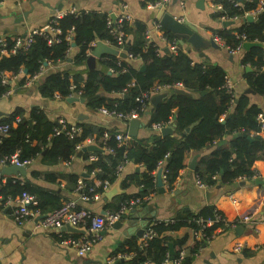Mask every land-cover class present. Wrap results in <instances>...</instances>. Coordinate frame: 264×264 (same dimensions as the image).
I'll return each mask as SVG.
<instances>
[{"label":"trees","instance_id":"1","mask_svg":"<svg viewBox=\"0 0 264 264\" xmlns=\"http://www.w3.org/2000/svg\"><path fill=\"white\" fill-rule=\"evenodd\" d=\"M259 0H213L220 4V9H215L212 16L221 19L222 16H241L240 23L236 22V33L229 30L215 32L221 38V43L228 50L235 48L241 41L240 34L246 41H258L263 46H252L249 49H241L237 60L243 67L250 66L253 71L245 72V81L255 95L264 96V10L257 12L251 21L244 19V13L257 7ZM107 14L98 12L77 10L74 13L66 12L58 19L57 27L60 30L61 39L49 44L48 33L36 34L28 49L18 48L14 53L3 54L0 51V71L16 73L20 68L26 69V74L37 72L46 61H69L78 66L85 64L88 51L93 47L89 43L93 40L108 39L114 44V39L107 27ZM238 23V24H237ZM72 29V41L68 42L64 36ZM147 26L142 21H137L134 26L124 22L123 31L126 37L125 47L131 58L120 57L117 54L105 53L99 58V66L89 69L86 75L78 72L70 73V69L50 71L45 74L39 93L44 98H53L55 93L61 97H68L72 92L70 83L75 84L74 91H80V96L95 97L87 104L93 109L100 106L115 108L120 111H128L136 108L138 115H142L140 103L135 97L145 90H149L156 84H173L181 82L184 89L190 95L168 90L169 94L156 106L151 107L149 125L155 123H167L171 120L174 126V136L161 137L153 133L148 139L129 138L119 142L114 128H107L101 124L81 121L76 123L81 128L79 134L69 136L64 130L59 134L54 132L56 123L51 121L44 110L37 106L27 112L22 107L3 117L0 123H8L6 134L0 135V158L18 151L20 160L34 159L41 155V162L54 165L59 161H68L71 155L77 152L75 146L86 138H93L98 151H84L81 155L89 158L96 156L95 160L88 163L89 176L83 180L82 190L92 195L94 192H103L104 181L113 182L117 177V165L124 162H133L143 166L141 179L138 175L126 176L121 184L126 188L134 180L140 184V191L135 194H124L120 204L130 198H145L155 191V174L162 167L164 183L171 190L184 167V156L187 151H200L207 145H213L223 136H230L227 143L216 145L207 155H201L193 170L199 182L207 188H213L218 184L229 183L236 178H247L254 174L253 162L264 158V131L258 114L264 116V109L251 101L249 93L238 96L233 91L229 92L224 84L226 71L219 65L210 62H193L189 54L181 47L176 53H159L154 41L146 42L145 31ZM167 44L174 41V36L164 31ZM6 44L1 48L9 49L12 39L5 36ZM76 47L74 55L69 56L72 46ZM164 49V47L162 48ZM136 60L139 62L137 63ZM143 65L144 69L139 67ZM108 67L113 72L107 70ZM135 80L136 85L127 87V84ZM24 83V78L19 79V84ZM7 84L0 83V96L8 89ZM127 87L128 97L117 94L123 87ZM252 95V94H251ZM20 121L15 127L12 122L16 116ZM30 120V121H29ZM69 127V124H67ZM189 128L188 131L186 129ZM240 133L241 135H236ZM245 135H242V134ZM251 136V138H248ZM151 140L149 143L148 141ZM110 149V150H108ZM95 168H97L95 170ZM93 171V177L90 175ZM36 175V172H31ZM52 172L43 173L44 179L55 181ZM71 181L76 182L75 176H70ZM98 180L96 184L94 180ZM92 189V190H90ZM23 190L34 195L36 203L34 208L45 214L58 208L63 200L55 191H48L37 185H30L20 179L8 178L6 182L0 181V194L5 197L10 194L16 196ZM145 201L141 203L144 204ZM212 207H205L198 213H187L175 218L157 220L151 223L155 235L142 245L138 238L125 239L113 252L131 255L129 258L116 259L117 264H160L169 251L168 244L173 243L174 256L178 255L185 238L172 239L165 235L167 231L178 229L183 225H189L197 229L196 219L199 217L213 218ZM174 220V221H173ZM91 224V218L84 219V228L87 230ZM220 222H214L206 228V235H212L213 229L222 226ZM81 234L72 235L76 238ZM71 237V236H70ZM204 241V240H203ZM202 242L195 241L193 251ZM116 255V256H115ZM190 255L184 257V264H189Z\"/></svg>","mask_w":264,"mask_h":264},{"label":"crops","instance_id":"2","mask_svg":"<svg viewBox=\"0 0 264 264\" xmlns=\"http://www.w3.org/2000/svg\"><path fill=\"white\" fill-rule=\"evenodd\" d=\"M152 0H3L0 4V36L11 38L25 34L28 30L46 25L50 18L58 12H67L71 8L84 11H96L99 14L119 15L120 4H126V11L131 15L130 25L134 26L137 21L146 24L150 31L151 40L164 52L163 47H167L165 39L161 38L163 32L154 27V22H158L156 17L158 8L150 6ZM238 1V0H236ZM166 10L180 20H186L196 27L197 32L206 40L213 37V33L221 30H229L236 33V22L225 25L224 21L212 16L215 8L211 0H184L181 4L179 0H169L165 4ZM23 12L27 15L23 16ZM21 16V17H20ZM20 17V19H19ZM253 17V16H252ZM246 18V17H245ZM237 23V24H238ZM167 31V30H166ZM169 32V31H168ZM102 40L104 44H106ZM97 44V43H96ZM111 46L109 44H106ZM185 50L193 62H210L221 66L226 71V76L231 80L233 92L236 96L244 93L248 88L245 79V67L239 64L237 55L230 53L223 43L219 47L206 46L201 50H196L192 45L184 41L178 44ZM113 47V46H111ZM114 48V47H113ZM76 47H71L69 56L74 55ZM107 53V52H105ZM103 53L102 55H105ZM99 58L95 60V66H99ZM138 63L139 61L136 60ZM44 72L32 83L19 84V76L10 84L11 91L7 95L0 96V120L10 114L14 108L22 107L27 112L30 108L37 106L44 110L47 117L55 122L59 118H64L69 123L81 121L101 124L107 128H114L121 133L129 135V121L125 122L117 118L102 115L98 109H93L87 104L88 101L80 102L70 100L68 96L44 98L39 93V86L42 84L44 76L50 71L70 69V73L78 72L86 75L89 68L85 64L75 66L69 61L61 60L56 63L44 62ZM109 68L107 70L109 71ZM250 71H253L251 68ZM248 71V72H250ZM167 92L169 91H162ZM161 93V92H160ZM250 94L251 101L257 103L264 109V96ZM81 97V96H75ZM167 97V96H166ZM151 104L147 106L144 113L137 118L141 125L138 127L136 135L131 139H148L153 133L159 130L153 125H149ZM15 127L16 123H12ZM175 132V131H174ZM264 135V131L261 132ZM230 136H223L220 140L214 141L213 145H207L200 151H187L184 156V167L179 171V175L174 186L169 190L165 183L163 192L155 191L147 196L144 204L132 206L120 218L121 225L107 227L100 233L91 249L84 255H79L73 246L61 244V237H72L78 233L87 235L82 226L83 233L64 230L58 232L52 228H35L34 220H27L22 224L16 223L11 216V207H0V264H117L114 257L116 249L127 238L140 236L133 231L143 226L145 228L153 221L175 218L178 215L187 213H198L201 209L209 207L205 192L216 188H202L197 184L193 170L189 169V163L197 155L195 164L201 155L209 154L212 149L220 144L227 143ZM149 143L151 140L148 141ZM90 160L77 155H71L68 161H59L54 165H47L41 162V155L32 159L25 167L26 174H6L2 171L4 166H0L1 182H6L8 178H19L30 185H37L48 191H55L60 194L61 200H76L77 207L86 210L94 215H103L105 211H114L124 194H135L140 191V184L135 180L126 188L122 187V180L128 175L137 174L139 179L144 171L143 166L128 162L122 171L117 175L115 181L111 182L103 192H96L88 200L79 198L78 185L84 178H87V166ZM254 174L245 178H236L229 183L218 184L220 187L211 198L212 208L222 213L227 221H232L243 215H249L250 220L237 222L235 225L217 226L213 229V234L204 241L196 238L193 228L183 225L175 230H170L165 235L172 239L185 238L181 248L190 255L189 264H264V158L253 162ZM97 168H95L96 170ZM31 172H36L33 175ZM54 173L55 181L50 182L44 179L43 173ZM93 177V171L90 172ZM75 176L76 182L71 181L70 176ZM96 184L98 180H94ZM118 184V189L106 196V192L112 190ZM123 193H120L121 191ZM34 196V195H33ZM35 198V197H34ZM63 200V201H64ZM36 201V200H35ZM212 225V224H211ZM80 237V235L78 236ZM202 242L201 245L192 252L195 241ZM172 243V242H170ZM242 244L240 250L235 249L236 244ZM173 245V243H172ZM116 256V255H115ZM149 264V263H148ZM165 264H172L171 261ZM181 264H184L183 262Z\"/></svg>","mask_w":264,"mask_h":264},{"label":"built area","instance_id":"3","mask_svg":"<svg viewBox=\"0 0 264 264\" xmlns=\"http://www.w3.org/2000/svg\"><path fill=\"white\" fill-rule=\"evenodd\" d=\"M168 1L169 0H152L150 3V6L153 8H159L160 6L165 5L166 2ZM179 1L181 2V4H184V0H179ZM233 1H236V0H233ZM2 2L3 0H0V4ZM211 4L215 9H220L221 7L220 4L214 3L213 0H211ZM120 10H121L120 14L115 15L114 19H112L109 15L106 18L107 27L109 28V32L114 39V44H112L108 39H104L103 41L106 44L113 46L117 50L123 51L125 48V43H126V37L123 31V24L124 22L131 21L132 18H131V15L128 14L126 11V4L121 3ZM261 10H264V0H259L257 3V7L255 9H253L250 12L244 13V19L247 15L254 16L257 12H260ZM76 11L77 10L75 8H71L67 12L74 13ZM65 13L66 12H58L52 18L49 19L46 25L42 27H36V28L30 29L24 34V36L18 35V36L11 38L13 41L12 46L9 49L2 47L0 50L1 53L3 54L14 53L16 52L18 48L28 49L31 43L33 42L34 36L36 34L47 33L44 31L45 27L49 28L48 34L50 37L47 38L48 43L52 44L53 42L59 41L61 37L59 36L60 30L57 27V22H58V19L61 18ZM239 18H241V16H238V15L233 16V17H228V18L225 16H222L221 20L234 22V21H238ZM154 27L158 31H161L163 28L160 25L159 21L154 22ZM71 35H72V29L69 31V33H67L64 36L65 40H67L68 42H71L72 41ZM144 36H145L146 42L147 43L150 42L151 35L148 29L145 31ZM240 37L243 41H241L235 48L229 49L230 53L236 55L242 49V44L246 40H245L244 35L240 34ZM161 38L165 39V36L161 35ZM212 39L218 44H220L222 41L221 38L215 33H213ZM97 42H98L97 40H93L89 43V45L91 47H94ZM5 44H6L5 36H0V46H4ZM178 44L179 43L177 39L174 37V41H172L171 43L169 42L167 44V48L169 52L176 53L178 48L180 47ZM157 50L159 51L160 49L157 47ZM89 54H91V50L88 51V55ZM127 56L131 58V55L128 54V52H127ZM43 72H44V65H41L39 69L37 70V72L31 75L26 74V72L23 71V68H20L18 72L16 73L0 71V83L9 85L8 89L5 90V92L1 96L7 95L10 93L11 82L17 79L19 76H21V78H24L23 84L27 85V84L32 83ZM109 72L110 73L113 72V69L111 67L109 68ZM135 85H136L135 80H131L127 84V87H132ZM224 86L229 92L233 91L231 80L227 76H226ZM69 87L72 91L69 94V96H80V91H77V92L74 91L75 84L70 83ZM127 87L126 86L123 87L121 91L117 92V94L119 95L126 94ZM175 88H184V87L181 82H176L173 84H156L152 86L149 90H145L141 92L135 97V100L140 103L139 110L143 111L147 108V106L150 103V98L153 94L160 93L162 91H168L170 89L174 90ZM54 97H60V95L58 93H55ZM98 111L104 116L117 118L125 122H128L132 118H136L139 116L136 108H133L128 111H120V110H116L115 108H107L106 106H100L98 108ZM20 119L21 117L18 115L15 117L12 123L17 124L20 121ZM258 119L260 120V122H262V126H264V116L261 113L258 114ZM55 123H56V126L54 127V132L56 134H59L62 130H64L71 137L74 134H79L81 130L79 126H77L74 123L67 122L64 118L57 119ZM67 124H69V127H67ZM170 125H172L171 120L165 124L155 123L153 124V127L159 130L163 126H170ZM8 128H9L8 123H0V135L6 134L8 131ZM116 138L118 139L119 142H123V141L128 140L130 136L127 133L119 132L116 134ZM89 144H95L93 138H90V137L86 138L82 143L76 144L75 148L78 151L83 146H86ZM88 159L90 161L95 160L96 156L90 155ZM31 160L32 159L20 160L18 156V151H15L14 153L10 155H6L0 158V166H7L11 164L19 165V166H26L27 164L31 162ZM126 163L122 162L117 165L116 167L117 174H119L122 171ZM163 178H164V175H162V179ZM15 179H19V178H15ZM196 181L200 187L207 188V186L204 183L199 182L197 178H196ZM163 182H164V179H163ZM109 184L110 182L104 181L103 189L105 190L109 186ZM82 188H83V185L81 184V181H80L78 185V189H79V198L81 200H88L95 193L94 192L92 195H88L82 190ZM145 199H147V196L144 199L143 198L127 199L120 204L117 211H111V212L105 211L103 215H94L86 210L78 208L76 200H64L58 208H55L50 212L42 214L40 213L38 209L33 207V205L36 203L34 196L28 191L23 190L21 193H19L16 196H12L8 194L5 197H3L0 194V207L1 206L11 207L12 219L18 224H22L29 219L30 220L33 219L35 223V228H52V229L57 230L58 232H60L61 228L65 225H69L71 227H76V228H81L84 224V219L87 217H90L91 224L89 228L86 230L87 235L85 236L81 235L80 237H76V238L61 237L59 240L61 244L73 246L79 255H84L91 249L92 243L100 237V233L102 230H104L107 227H111L114 224V222H116L117 220H120L122 215L125 214L132 206L141 204V202L145 201ZM248 220H250V216L243 215L242 217H239L232 221H227L222 213H220L219 211H215L213 218L206 219L203 217H199L198 219H196L198 226H197V229H193V234L196 238H199V239L201 238L202 240H204L210 236V235H206V228L209 227L214 222H220L222 223L221 224L222 226H228V225H235L239 221L246 222ZM155 234L156 233L151 227V224H149L148 226L143 228V233L140 236L141 238L139 242L142 245H146L148 240L151 239ZM241 247H242V244L240 243L235 245L236 250H240ZM185 255H186L185 249L180 248L178 255L174 256L173 260H170L169 254H167V256L163 259V261L160 264H165L169 261H171L172 264H181L184 261ZM130 256L131 255H127V254H118L116 258L113 257L111 260H114V258L115 259H119V258L127 259ZM144 264H147V263H144Z\"/></svg>","mask_w":264,"mask_h":264},{"label":"water","instance_id":"4","mask_svg":"<svg viewBox=\"0 0 264 264\" xmlns=\"http://www.w3.org/2000/svg\"><path fill=\"white\" fill-rule=\"evenodd\" d=\"M27 15L26 12H23V16ZM21 17V16H20ZM19 17V19H20ZM156 17L158 18V21L160 23V25L167 31H169L178 41L179 44H183L184 41L189 42L193 48H195L196 50H201L202 48L206 47V46H214V47H219V44L216 43L212 38L209 40L204 39L198 32L195 26H193L190 22L186 21V20H180L179 18L174 17L173 15H171L167 10L165 5H162L158 8L157 11V15ZM111 18L114 19L115 18V14L112 13L111 14ZM247 21H251L253 19V17L251 15H247L245 18ZM232 21H224L223 24L225 25H229L232 24ZM44 31L49 33V28L45 27ZM22 36H24V34H22ZM72 46H74V44L72 43ZM252 46H263V44L261 42L258 41H245L242 44V48L243 49H249ZM127 46L124 48V50L120 51L117 50L116 48H113L111 46H108L106 44H104L101 41H98L97 44L93 47V49L91 50V54H89V56L87 57L86 60V64L88 66L89 69H92L95 67V60L97 59V57H101V55L105 52L107 53H112V54H117L120 57H127ZM164 52H169L168 48L165 47ZM140 70L144 69V66L141 65L139 67ZM246 71H250L251 67L250 66H246L245 67ZM24 72H26V69H23ZM174 92L176 93H181V94H186V95H190V92L187 91L184 88H175ZM244 93H251L254 94V91L251 88H246ZM98 95V94H95ZM95 95L93 96H88V97H75V96H71L69 97L70 100L73 101H80V102H85V101H89L90 99H92L93 97H95ZM168 95L167 92H161V93H156L153 94L150 98V104L151 107L156 106L163 98H165ZM124 97H128L127 94L123 95ZM30 121V120H29ZM129 135L130 136H135L138 127L141 125L139 119L136 118H132L131 120H129ZM189 128L186 129V131H188ZM160 133L162 136H174L175 132H174V126L170 125V126H163L159 129ZM236 135H241L240 133H236ZM242 135H245L244 133ZM248 138H251V136H248ZM99 147L95 144H89L86 146H83L80 150L77 151V155H81L84 151H98ZM196 156L193 157V159L191 160V162L189 163V169L194 170L195 168V161H196ZM3 172H5L6 174H18L19 176H24L26 174V169L24 166H19V165H7L4 166L2 169ZM156 177V187H157V191L158 192H163L165 190L164 188V182L162 179V167H159L156 171L155 174ZM220 186L217 185L215 189L213 190H207L205 192V196H206V200L207 203L210 207H212L211 204V198L217 194V190ZM116 189H118V184H115L114 188L112 190H109L108 192H106V196L110 197V193H113ZM124 191L122 190L120 193H123ZM114 226H120L121 225V221L117 220L116 222H114L113 224ZM145 225V224H144ZM139 229H135L133 232L138 235L141 236V234L143 233V226ZM62 231L64 230H69V231H75V232H80L83 233V229H78L76 227H71L69 225H65L61 228ZM101 233H104L101 231ZM169 246V259L173 260L174 258V249H173V245L172 243L168 244Z\"/></svg>","mask_w":264,"mask_h":264}]
</instances>
